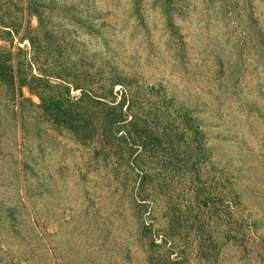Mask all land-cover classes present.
<instances>
[{"label":"rangeland","instance_id":"374dc122","mask_svg":"<svg viewBox=\"0 0 264 264\" xmlns=\"http://www.w3.org/2000/svg\"><path fill=\"white\" fill-rule=\"evenodd\" d=\"M0 16L15 24L11 36L0 26V46L20 52L23 67L36 56L32 73H99L109 60L187 107L224 199L240 195L234 217L256 233L246 232L241 250L226 216L210 224V263L194 257L187 232L182 248L190 264H264L256 236L264 240V0H0ZM13 93L0 82V264H161L132 212L130 187L44 117L28 87L21 110ZM166 201L155 200V229L169 220ZM174 248L171 257L180 241Z\"/></svg>","mask_w":264,"mask_h":264},{"label":"trees","instance_id":"16d2710c","mask_svg":"<svg viewBox=\"0 0 264 264\" xmlns=\"http://www.w3.org/2000/svg\"><path fill=\"white\" fill-rule=\"evenodd\" d=\"M0 26L11 36L15 24L0 16ZM32 37L25 38L37 46ZM19 56L20 52L10 53L0 46V82L14 91L12 104L22 109L19 98L22 88L28 87L39 97L35 107L44 117L90 148L93 158L102 161L118 184L130 187L132 212L142 220L148 247L158 252L161 264H190L182 248L183 232L197 261L210 263L211 248L216 250L208 236L210 224L214 220L222 223L226 216L230 241L247 250L246 232L255 235L256 229L248 219L234 217L243 207L241 197L234 192L229 200L224 199L222 177L212 170L211 148L198 118L187 107L109 60L99 73L74 68L52 73L42 66L32 73L27 69L37 57L28 59L26 69ZM72 90L78 94L72 95ZM165 195L164 217L169 220L155 229V200ZM256 236L261 249L264 240ZM179 241L178 256L171 257Z\"/></svg>","mask_w":264,"mask_h":264}]
</instances>
